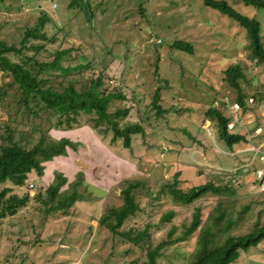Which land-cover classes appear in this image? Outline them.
I'll return each instance as SVG.
<instances>
[{"label":"rangeland","instance_id":"rangeland-1","mask_svg":"<svg viewBox=\"0 0 264 264\" xmlns=\"http://www.w3.org/2000/svg\"><path fill=\"white\" fill-rule=\"evenodd\" d=\"M226 1L236 11L259 23L264 45L263 11L239 1ZM67 3L68 0H0V38L8 44L18 45L24 30L33 28L38 17L46 14L50 18L45 26L48 37H56L59 41L67 39L66 47L73 46L80 50L78 58L75 53L69 57L72 59L76 56L74 60L65 57L63 67L90 62L95 73L102 66L113 78V85L122 86L126 97V102L116 101L109 109L113 111L115 108L129 107L127 117L120 119L121 126L135 123L145 114L151 117V126L145 127L143 137L135 138L132 151L123 149L121 144H117L118 149L110 151L86 128L53 132L56 137L67 136L85 146L77 153L70 152L67 158L47 164L45 177L39 183L34 181L35 186L49 183L53 171L62 172L69 181L74 179L78 171H82L90 192L101 190L106 194L99 199L81 203L85 212L79 209L86 216L82 223L85 225H74L66 236L79 240L60 242L57 236L52 238L51 244L45 242L37 245L31 252L33 264H66L65 260L71 262V256L77 259L84 250L89 252V264H147L146 251L166 240L168 231L172 232L169 238L171 244L161 249L156 264H185L186 256L193 247L194 235L177 239L182 237L188 227L190 213L199 208L204 220L213 199L208 197L200 200L190 210L175 202L164 187L171 182L177 170L181 173L179 187L186 190L206 180L233 184L232 177L239 179L242 174L236 172L226 175L217 171L224 169L232 172L240 168L239 160L246 162L250 172L240 178L243 185L238 192L250 196L241 197L238 207L249 205L250 210L241 216L232 233L246 234L257 218L260 223H264V194L257 192V186L254 189L249 186L255 179V170L264 168V160L240 146L236 148L239 154L229 155L217 141L214 124L209 120L203 122V113L208 104L218 106L222 101L232 103L223 83V72L231 63L242 61L247 79L258 77L264 91L262 67L248 59L245 30L228 17L205 7L201 0H102L92 21L93 29L82 13L67 9ZM177 40L190 43L194 53L190 55L171 49L170 45ZM38 44L37 40H30L26 53L31 55ZM90 44L94 49L92 53ZM84 56L86 59L82 58ZM49 75L45 73L41 77L47 79ZM51 77L54 85L62 80L53 74ZM243 86L245 93L251 94V88ZM7 88L0 76V148L12 140L5 120H13L18 109L10 98L16 97L14 91H9V98H4ZM157 89L160 106L170 109L159 118L154 117V112L147 108ZM257 111L259 117L264 118V105ZM40 115L36 123L48 127V114L41 110ZM255 115L251 120L257 119ZM243 122L248 124L245 118ZM12 127L17 128L14 125ZM200 127L203 131L199 135ZM24 128L28 129L26 126ZM239 129V126L234 128L236 131ZM184 130L197 137L204 146L193 143ZM262 139L261 150L264 153ZM208 144L213 145L214 149L211 150ZM126 179L129 182H142L144 188L138 190L141 195L136 200L138 210L122 222L118 234H113L107 226L112 220L100 227L98 219L106 214L108 208L122 204L120 191ZM170 210L175 213L171 221L157 227L162 214ZM146 224L150 225L148 235L136 243L131 242L135 231L143 230ZM63 225L60 223L54 225L55 229H46L43 237H49L57 229L61 230ZM87 225L94 230L88 237L86 248L80 253L72 251V247L80 250L84 238H79V235L86 232ZM16 238L28 242L32 240L33 234L14 219L0 236V264H8V260L14 264L18 262V258L10 256L12 247H17L14 252L16 255L30 246L29 243L17 244ZM57 247L59 250L55 258L50 259ZM235 264H264V242L248 254H243Z\"/></svg>","mask_w":264,"mask_h":264},{"label":"trees","instance_id":"trees-1","mask_svg":"<svg viewBox=\"0 0 264 264\" xmlns=\"http://www.w3.org/2000/svg\"><path fill=\"white\" fill-rule=\"evenodd\" d=\"M232 1H239L262 10L264 13V0ZM201 2L205 7L228 17L245 30L248 39V59L261 66L264 74V45L259 23L254 18H249L236 11L226 0H201ZM101 4L102 0H68L66 7L82 13L86 22L93 29L92 21ZM48 22H50V18L46 14H41L33 28L24 30L18 45L8 44L0 38V76L2 82L8 86L4 92V98H9V91H14L16 97H10L11 102L18 106L14 113L15 118L13 120L6 118L5 120L6 126H9L7 130L12 140L0 148V185H3L0 187V236L5 232L7 224L14 219H17L33 234L32 240L28 242L20 238L15 239L17 244H30L27 249L16 255L14 252L17 247H12L10 256L18 258L16 264H25L26 262L33 264L34 259L31 253L33 248L45 242L53 243L52 238L54 237L58 236L60 242L79 240L77 237L76 239L66 237L74 225H85L79 221H64L61 230L57 229L49 237L43 236L46 229H55L52 221L57 214L69 216L72 214L73 207L84 211L81 203L99 199L106 194L101 190L90 192L88 185L84 182L82 171H78L71 181L62 172L53 171L51 181L45 185L35 186L31 195L28 190H16L25 186L30 175L44 178L47 164L56 159L67 158L70 152L77 153L85 146L82 142L67 136L56 137L53 132H68L86 128L108 150L118 149L119 145L117 146V144H121L123 149L132 151V143L135 138L143 137L145 127L151 126V117L146 114L135 123L121 126L120 119L127 117L129 107L115 108L113 111H109V109L116 101L126 102L122 86L120 84L113 85V78L102 66L94 73L95 68L90 62L74 67L67 64L63 67L62 63L66 58L71 59L69 57L72 53H75L78 58L80 50L73 46L66 47L67 39L63 38L59 41L56 37H48L45 32ZM30 40H37L39 44L32 54L28 55L26 53L29 50L27 44ZM170 47L190 55L194 53L193 46L188 42L177 40ZM89 48L92 53L93 45L90 44ZM82 58L86 59V56ZM74 59L76 56L71 60ZM243 68L242 61L231 63L223 72V83L225 90L230 94L232 103H237L240 107L235 112L238 122L242 127L253 131L255 127L264 126V118L259 117L256 113L258 112L257 108L264 105V91L258 77L252 76L247 79ZM45 73L50 74V78L43 79L41 76ZM51 74L60 77L61 82L54 85ZM241 83L251 88V94L245 93ZM249 97L253 98L251 104L247 103ZM159 100V90L157 89L147 107L154 112L156 118L170 111L169 108L163 109ZM21 108H23L22 111ZM41 110L48 114L46 118L49 125L46 128L36 123V119L41 118ZM255 114L257 119L251 120ZM244 118L247 119L248 124H244ZM207 120L214 124L217 141L222 144L226 153L229 155L239 154L236 151L238 146L246 150L249 141L243 128L240 127L237 131L228 129L231 115L225 101L219 103L218 106L213 103L208 104L203 113V122ZM13 125L17 128H13ZM25 126L28 129H25ZM238 126L236 125V127ZM202 131L200 127L199 135ZM184 133L193 143L201 144L197 137L191 135L187 130H184ZM16 135H18L17 138ZM207 146L211 150L214 149L211 144ZM239 165L242 169L232 172L221 169L217 172L226 175L237 172L243 177L250 172L248 166L244 167L247 165L246 162L239 160ZM180 175V171L177 170L173 174L171 182L164 187L167 195L175 202L190 210L200 200L208 197L213 199V204L204 220L199 208H195L190 213L189 225L182 237L177 239L181 240L194 235L193 247L186 256L185 264H235L243 254H248L251 249L257 248L264 242V223H260L259 218L246 234L235 235L232 233L233 227L237 225L241 216L250 210L249 205L243 204L238 207L241 197L250 196L248 193L239 194L238 191L243 185L242 181L222 184L206 180L203 184L183 190L179 187ZM124 184L120 191L122 204L118 207L108 208L106 214L98 219L100 227H104L106 222L112 220L113 224L110 223L107 226L113 234H118L117 230L122 222L138 210L136 200L141 198L138 190L144 188L143 183L139 181L129 182L127 180ZM146 193L149 196L148 191ZM19 213H22L20 217ZM174 215L175 213L171 210L162 214L156 226L168 224ZM149 228L150 225L146 224L143 230H136L131 242L136 243L139 239L146 237ZM93 230L92 226L87 225L86 232L79 235V238H84L80 250L72 247V251L78 253L83 251ZM171 234L172 232L168 231L166 240L146 251L147 264H156V258L161 249L170 246ZM57 250H59L58 247L55 248V251L53 250L50 259L55 258ZM64 263L69 264L70 260H65ZM8 264L14 263L8 260Z\"/></svg>","mask_w":264,"mask_h":264},{"label":"built area","instance_id":"built-area-1","mask_svg":"<svg viewBox=\"0 0 264 264\" xmlns=\"http://www.w3.org/2000/svg\"><path fill=\"white\" fill-rule=\"evenodd\" d=\"M226 103V107L228 109V112L231 115V121L228 124V129L229 130H234V128L236 127V125H239V127L243 128V132L246 135L247 139H248V145L246 147V150H249L250 152H253L255 156H258L260 160H264L263 156V150H261L263 148L262 146V138H264V126H259L256 127L255 129H253V131H249L247 130L245 127H242V125L238 122L237 117L235 115V112L237 110H239V106L237 103H230L228 101H225ZM248 104L253 103V98L249 97V99L247 100ZM259 138V139H258ZM247 165H245L244 167H247ZM243 167V168H244ZM239 169H242L241 167ZM255 179L252 181V183L249 184L250 188L254 189L255 186L258 187L257 192H264V168H258L255 170ZM239 176V175H238ZM243 177V175H241ZM242 177H240L242 179ZM240 178L238 179L237 177H232L231 182L235 183L237 181H242L240 180ZM43 178H39L35 175H30V177L27 179L25 186L16 189L19 191H29V194L31 195L33 193L34 187H35V183L36 182H40L42 181ZM237 180V181H236ZM0 187H3V185H0ZM15 190V189H14ZM86 219V216L84 215V213L78 208V207H73L72 208V214L69 216H62L60 214L56 215V218L52 221V224L56 225V224H60L63 223L64 221H79L81 223L84 222V220ZM76 248V247H74ZM89 252L88 251H83L80 253V256L77 259H74L72 256L70 257L71 262L70 264H89Z\"/></svg>","mask_w":264,"mask_h":264}]
</instances>
